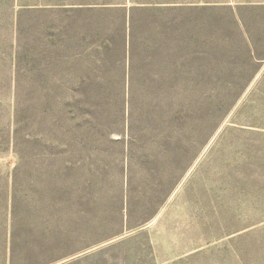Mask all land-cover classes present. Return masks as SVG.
<instances>
[{
  "label": "rangeland",
  "instance_id": "1",
  "mask_svg": "<svg viewBox=\"0 0 264 264\" xmlns=\"http://www.w3.org/2000/svg\"><path fill=\"white\" fill-rule=\"evenodd\" d=\"M0 264H264V0H0Z\"/></svg>",
  "mask_w": 264,
  "mask_h": 264
}]
</instances>
